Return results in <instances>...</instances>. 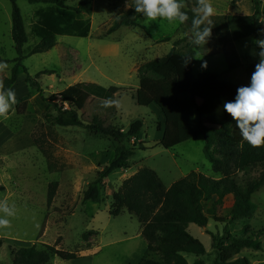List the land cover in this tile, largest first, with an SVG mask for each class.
Segmentation results:
<instances>
[{"label": "rangeland", "instance_id": "374dc122", "mask_svg": "<svg viewBox=\"0 0 264 264\" xmlns=\"http://www.w3.org/2000/svg\"><path fill=\"white\" fill-rule=\"evenodd\" d=\"M69 6H77L80 0H66ZM91 12L83 14L88 18L91 29L87 38L59 37L57 45L50 51L27 57L22 65L26 75L20 73L23 82L15 88L16 104L9 112L7 120L0 118V123L9 127L14 137L0 144V199L7 198L14 203L17 214L11 219V227L0 229V264H11L10 249L29 248L38 243L53 246L57 239L61 241L56 249L76 252L82 258L75 261H62L56 257L48 264H125L144 258L146 249L136 252L134 242L140 237V225L137 219L127 212L117 217L109 214L112 197L121 183L141 168L153 170L165 187L184 178L191 172L204 176L218 177L212 172L210 163L204 158L201 137L176 145L166 150L158 142L167 126L172 133L184 132L194 123V113L188 104L179 98H169L160 104L140 107L135 103V91L139 80L136 69L143 63L159 59L170 52L175 41L183 40L178 48L183 49L190 39L189 32L179 23L157 20L145 26L144 17L138 20V27H123L107 36L113 21L128 10L125 0H89ZM224 2V8L220 2ZM252 0H212L217 16L253 14ZM259 3V14L256 17L257 40L264 39V0ZM24 26H28L34 10L39 5H30L17 1ZM11 4L9 0H0V62L8 65L0 72V79L9 77L16 58L14 43L11 40ZM256 40V41H257ZM33 42L28 41L27 45ZM252 38L238 41L230 40L228 44H219L218 37L212 35L209 42L200 46L198 52L202 59H195L192 74L210 72L222 74L228 71L227 56L235 52L242 68L236 71L232 80L241 86L248 85L250 78L245 79L244 69L259 57L253 53L259 50L253 46ZM207 61V68L201 65ZM44 70L54 71L52 75L34 76ZM95 83L104 88L120 89L115 99H121L123 110H117L113 120L104 115H97L96 120L104 127H114L127 131L135 121L142 122V129L135 137H129L125 144L135 149V155L129 160L125 170L113 172L104 179L99 187L97 202L83 203V193L88 184L111 160L116 143L113 139L94 135L90 131L78 128H62L45 120L48 113L55 115L52 109L47 110L37 93L36 85L43 91V97L56 95V102L76 110L81 116L91 98L79 85ZM200 121L207 128H219L229 117L223 108L195 99ZM171 117L166 122L163 118ZM178 121H177V119ZM159 125V128H158ZM159 129V132L157 131ZM42 141L48 154L63 165L60 172L49 173L46 159L35 146L33 139ZM264 175V163L253 166L245 173L239 174L241 185L257 181ZM57 182L58 188L50 206L46 204L48 185ZM216 198L213 199L215 201ZM231 197L216 211V217L226 219V223H216L209 219L203 228L193 226L189 234L199 240L205 253L202 256L183 254L191 264L202 260L212 264L215 253L211 237L206 232L221 235L224 230L234 238H255L257 231L264 229V187L252 196L257 210L251 218H239L236 221L227 219L231 207ZM212 202L204 204V211L210 209ZM248 226V230L244 227ZM248 231V232H247ZM89 235L82 240V234ZM264 247V234L257 238ZM144 251V252H143ZM236 257H246L251 264H264L262 251L243 250ZM156 259L155 256H149Z\"/></svg>", "mask_w": 264, "mask_h": 264}, {"label": "trees", "instance_id": "16d2710c", "mask_svg": "<svg viewBox=\"0 0 264 264\" xmlns=\"http://www.w3.org/2000/svg\"><path fill=\"white\" fill-rule=\"evenodd\" d=\"M17 1L19 0H9L11 4L10 36L17 56L12 61L13 67L9 77L3 79L6 89L12 88L20 73L25 74L27 79H31L22 65L27 57L50 51L57 45L59 37L87 38L91 29L90 20L83 18V14L89 15L91 12L89 0H80L75 7L69 6L66 0H21L30 5H39L32 14L28 32ZM251 2L254 10L250 16L215 15L212 17L214 22L212 35L218 37L220 45L225 46L230 40L252 38L253 46L259 50L256 44L258 31L256 17L259 14V3L256 0ZM193 6L194 3H189L184 9L190 19L187 23L181 24L188 32ZM141 17L143 16L136 13L134 8H128L113 21L106 33L107 36L123 27H138V20ZM30 40L33 43L24 48ZM182 42V39L175 41L168 54L143 63L136 69L139 85L135 91V103L140 107H149L169 98L177 97L185 101L194 113L193 125L188 129L181 128L184 132L179 133H172L171 126H167L158 144L169 150L176 145L201 137L204 141L203 156L210 163L212 172L218 177L211 178L198 172H191L166 188L153 170L141 168L121 183L112 197L109 214L117 217L127 212L137 219L140 225V237L146 242L147 249L144 258L136 264H189L183 254L204 255L203 244L189 234L188 226L193 224L206 228L209 219L225 224L226 219H219L215 214L229 196L232 197L233 203L227 219L236 221L239 218L253 217L258 207L252 201V196L264 187V175L257 181L245 185L239 183L238 177L253 166L264 163V147L253 148L243 141L230 115L219 128L203 126L194 101L199 99L223 108L225 101L235 99L236 90L241 86L232 80L236 71L242 68L238 56L235 52L228 54L229 69L225 73L204 72L193 76L192 65L195 59L184 66L183 58L195 55L198 48L192 45L190 39L183 49L178 48ZM255 64L256 62L244 69L246 80L255 70ZM52 74L55 72L44 70L37 73L34 79H38L41 75ZM79 87L91 98L81 116L76 110L70 107L65 109L63 105L57 103L56 95L43 97V91L36 85L37 93L47 105L46 109H52L55 113L54 116L47 113L46 122L62 128H82L94 135H101L115 141L116 146L110 162L96 173L95 178L83 193V203L97 202L99 187L103 180L113 172L128 169L129 160L135 155V149L127 147L125 141L129 137H135L141 131L142 122L131 123L125 132L111 126L100 125L96 120L97 115H104L107 120L116 118L117 109L104 108L101 103L105 99H115V94L120 89L116 87L107 89L95 83H82ZM170 119L174 120L171 117H165L164 120L169 122ZM33 142L46 159L47 171L49 173L62 171L63 165L48 154L42 141L34 138ZM57 188V182L48 185L47 206L51 205ZM3 190L4 186L0 184V191ZM213 198L216 200L213 201ZM208 202H212L210 209L204 211V204ZM244 229L248 230V226ZM206 233L211 237L215 253L212 264H251L248 258L236 256L243 249L262 251V243L257 238L264 234V229L257 231L255 238H234L226 230L221 235ZM88 237L87 233H83L81 238L86 242ZM60 241L61 239L58 238L53 246L38 243L29 248H12L10 249L11 264H48L54 257L68 262L82 258L76 252L56 249ZM150 255L155 256L156 259L149 258ZM191 264L205 263L202 260H195Z\"/></svg>", "mask_w": 264, "mask_h": 264}, {"label": "clouds", "instance_id": "9594fccd", "mask_svg": "<svg viewBox=\"0 0 264 264\" xmlns=\"http://www.w3.org/2000/svg\"><path fill=\"white\" fill-rule=\"evenodd\" d=\"M189 3H194L191 8L189 37L192 45L199 48L206 45L212 37L216 9L212 0H125V8H134L136 13L144 17L145 26L157 20L169 23L185 24L190 17L184 11ZM258 52L253 53L259 57L255 70L251 74L250 83L240 86L236 90L235 99L225 101L223 110L229 114L236 123V128L243 139L251 147H264V39L256 41ZM198 52L195 55L183 58L184 66L193 59H202ZM8 65L0 62V72L7 69ZM207 68V61L201 65ZM16 104V94L12 88H5L0 79V118L7 120L9 112ZM101 106L104 108L115 107L118 111L124 109L121 99H105ZM17 214L14 203L8 199H0V229L11 227V219Z\"/></svg>", "mask_w": 264, "mask_h": 264}, {"label": "crops", "instance_id": "0c3cea01", "mask_svg": "<svg viewBox=\"0 0 264 264\" xmlns=\"http://www.w3.org/2000/svg\"><path fill=\"white\" fill-rule=\"evenodd\" d=\"M219 6L222 7V8H224L225 7L224 6V2L221 1L220 4H219ZM21 76H22L21 74L18 75L16 82L12 86V89L14 91H15V88H13V87L17 86V84L20 85L23 82V78ZM163 118L165 119V116H163ZM13 137H14V133L9 129V127L7 125L3 124V123H0V144L3 143V142H5L6 140H9V139L12 140ZM130 176H132V175H130ZM130 176H128L127 178H129ZM231 201L233 203V200L232 199H231ZM232 203H231V206H232ZM193 226H194L193 224H190L188 226V228H187L188 232H189L190 228H194ZM203 230H205V228H203ZM134 244H136V248H135L136 249V252H137L136 253L137 254L136 257H138L139 256L138 255L139 254L138 253L139 252L138 250H140V249L141 250H144L145 248H147V245H146V242L141 237H137V240L134 242ZM262 248H264V247H262ZM243 250H250V249H243ZM243 250L240 251V252H243ZM251 251H253V250H251ZM130 260L131 259L127 260L125 264H136L137 263V261H133V263H129Z\"/></svg>", "mask_w": 264, "mask_h": 264}]
</instances>
